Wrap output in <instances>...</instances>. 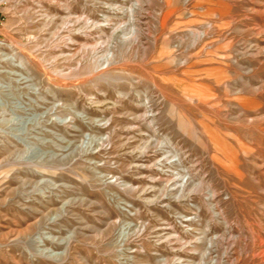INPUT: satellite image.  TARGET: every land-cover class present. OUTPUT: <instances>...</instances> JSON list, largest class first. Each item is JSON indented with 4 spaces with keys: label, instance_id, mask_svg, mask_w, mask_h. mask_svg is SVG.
Masks as SVG:
<instances>
[{
    "label": "rangeland",
    "instance_id": "374dc122",
    "mask_svg": "<svg viewBox=\"0 0 264 264\" xmlns=\"http://www.w3.org/2000/svg\"><path fill=\"white\" fill-rule=\"evenodd\" d=\"M0 264H264V0H9Z\"/></svg>",
    "mask_w": 264,
    "mask_h": 264
},
{
    "label": "built area",
    "instance_id": "2783aa9c",
    "mask_svg": "<svg viewBox=\"0 0 264 264\" xmlns=\"http://www.w3.org/2000/svg\"><path fill=\"white\" fill-rule=\"evenodd\" d=\"M9 0H0V25L2 23L3 20V11L2 9L4 8V6L8 3Z\"/></svg>",
    "mask_w": 264,
    "mask_h": 264
}]
</instances>
